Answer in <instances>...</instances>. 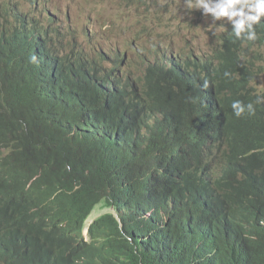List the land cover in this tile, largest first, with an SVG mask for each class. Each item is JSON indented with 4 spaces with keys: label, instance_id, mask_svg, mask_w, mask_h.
Wrapping results in <instances>:
<instances>
[{
    "label": "trees",
    "instance_id": "obj_1",
    "mask_svg": "<svg viewBox=\"0 0 264 264\" xmlns=\"http://www.w3.org/2000/svg\"><path fill=\"white\" fill-rule=\"evenodd\" d=\"M7 10L0 8V13ZM1 23L0 190L7 198L0 200V264L228 261L213 253L222 246L217 241L224 237V216L214 214L199 225L187 224L184 210L167 209L161 202L154 213L150 178L152 165L171 141L190 133L187 123L210 122L212 114L222 121L220 148L244 144L243 151L251 146L264 151V103L255 104L264 91L249 89V96L240 99L245 104L254 100L255 115L237 118L225 102H215L212 92L208 96L207 85L206 104L201 103L207 76L213 78L215 92H224L226 99L229 95L225 73L235 65L227 42L218 47L216 61L188 55L196 71L186 76L176 72L178 67L174 71L151 65L146 70L148 90L139 91V102L129 116H122L113 102L92 89L89 74L92 68L99 69L97 62L74 52L72 60L67 55L50 60L55 51L47 48L48 35L37 24L25 18L20 26ZM256 29L264 44V24ZM256 58L262 60L261 55ZM257 68L258 72L248 66L260 77L264 67ZM240 72L246 76L239 85L246 88L248 74L245 69ZM209 99L216 105L211 113ZM234 99L239 100L237 94ZM101 203L115 212L95 219L85 235L83 226ZM243 264H264V235L261 247L249 252Z\"/></svg>",
    "mask_w": 264,
    "mask_h": 264
},
{
    "label": "clouds",
    "instance_id": "obj_2",
    "mask_svg": "<svg viewBox=\"0 0 264 264\" xmlns=\"http://www.w3.org/2000/svg\"><path fill=\"white\" fill-rule=\"evenodd\" d=\"M122 1L120 15L122 19L125 17L124 21L130 22V26L124 30L127 37L120 40L115 39L113 35L119 29L117 24V21L121 20L119 14L116 16L100 15L97 18L92 15L86 16L87 20L80 23L82 31L79 32L64 25L57 13L53 11V7L45 6L48 0H3L0 8H8L4 14H1L9 21L7 25L20 26L25 18L28 23L37 24L48 35L47 48L50 49L53 46L55 51L50 55V60L52 57V59L55 57L63 59L66 55L72 60L71 54L74 52L75 56L79 55L85 61L97 62L99 69H91L89 82L91 85L96 84L95 90L117 106L120 115L129 116L132 107L139 102L136 94L139 91L145 92L149 88L146 70L151 65H157L164 70H174V60L179 57L177 64L180 70L174 71L186 76L194 73L195 70L185 50L174 49L171 44L163 48L149 46L142 42L141 31L150 29L144 21L151 15L152 18L155 17L152 7L155 0ZM184 3L188 11L202 10L205 16L211 17L213 24L215 21L226 19L232 25L231 31L237 39L244 41L257 39L256 26L264 18V0H184ZM0 21L4 24L3 19ZM99 26L100 34L98 33ZM175 29L177 28L172 27L169 32L174 33ZM259 44L248 43L247 45L250 49L256 48ZM218 47H213L212 52L207 53L208 55L206 54L203 59L211 58L212 61H216ZM108 48H113L116 52H110ZM124 57L127 58L123 62ZM63 62L65 65L68 64L66 59ZM124 63L126 65L122 68ZM216 64L218 62H215ZM246 73L249 78L248 88H242L239 85V80L246 76L242 73L234 75L226 84V93H228V87H234L239 98L231 104L233 114L237 118L245 114L255 115L256 110L252 102L245 104L240 101L249 96V89L259 93L264 91V89H259L258 76L252 75L249 70ZM228 75L230 74L226 72L225 76ZM123 77L124 79L121 80ZM1 82L0 79V84ZM204 85H207L208 96L211 92L214 94L215 102L226 101L224 92L219 95L217 91L215 92V86L211 89L210 85L205 82L201 90L203 106H205L203 102ZM209 101L212 104L213 101L210 99ZM261 103H264V97L257 96L255 104ZM214 106L216 105L212 104V107L207 108V110L211 108L210 111L208 110L209 113L213 111ZM156 116H161V114L157 113ZM179 117L181 118V114ZM187 125L190 133L184 138L173 139L150 169L155 195L152 202L154 213L157 202H161L167 209L172 210L176 207L184 210L187 224L199 225L202 220L214 214H221L229 218L230 222H234L231 217L233 211L236 210L238 216L235 218L245 220L248 215H251L257 221L256 233L264 235V215L262 213L264 187L254 188L243 177L238 165H232L233 163L224 159L230 157L229 153L232 148L229 149L228 146L223 147L222 145L221 148L219 147L217 138L221 134L220 119L212 114L210 122L197 119ZM211 134L214 140L211 139ZM206 137L207 140H205ZM239 148L243 150L244 144ZM262 166L264 167V161H262ZM6 198L7 196L0 190V200ZM17 211L20 212L19 216L22 218V207L18 206ZM34 211L36 207L32 208L30 213ZM92 213L83 226L85 235H87L90 224L101 216L89 222L86 228ZM162 214L165 218L168 216L164 211Z\"/></svg>",
    "mask_w": 264,
    "mask_h": 264
},
{
    "label": "bare ground",
    "instance_id": "obj_3",
    "mask_svg": "<svg viewBox=\"0 0 264 264\" xmlns=\"http://www.w3.org/2000/svg\"><path fill=\"white\" fill-rule=\"evenodd\" d=\"M162 4H163V0L161 1L158 14L161 13V5ZM67 6H68V4H67ZM196 10H197L198 15H195L194 16L195 18L202 19L204 21L207 18H211L210 16H205L203 14L202 10H199V9H196ZM138 13L140 14L141 12H138ZM124 18L125 17H123V19ZM188 20L189 19L185 20L183 23H181L179 25H174L172 23L170 25L171 27L177 28V35H179V37L181 39H183L187 36H188L187 37L188 39H193L198 35L197 31L195 32V30H197V28H194V26L191 27L194 19L193 20L191 19L190 22H188ZM218 23L224 24L220 21ZM263 24H264V18H262L260 25H263ZM158 26H159V22L156 21L152 27V29H154V32ZM198 29H200V26H198ZM231 30H232V25L230 23H227V24H224L223 26L220 25L219 29L216 31V33L214 35H212L211 33L209 34L208 30H206V31L203 30L202 33H201V31H199L201 33V39L200 40H193V41L190 40L189 41L191 46L192 45H198L201 50L206 48L208 51H209V48L218 47L226 41L227 43L226 42L225 43L227 44L228 49H229L227 51H229V52L231 51V54H228V57H229V59H231V61H233V66L235 65V67H232L231 71H229V74H230L229 80H231L234 75L240 74L241 69H245V71L249 70L248 66H252L257 72L259 71V68H257V66L260 65V66L264 67V58L262 60H258L256 58L258 55H264V45L261 46V44H259V43H262L263 40L258 41V37L255 41H244L241 39H237ZM202 34H208V37H204ZM263 35H264V33H263ZM218 40H222V42H219ZM199 41H203L204 44H199ZM248 43H250V44L251 43L252 44L258 43L259 45L256 48H250L249 49L248 48L249 45H247ZM108 49L113 50V48H108ZM242 50H244V52H242ZM208 51H206V52H204V54L200 55V53L199 54L195 53V48H193V51L187 53V56L189 55L193 59H195V57H196L197 59L202 60L204 58V56H206ZM238 53H241V54L238 55ZM236 58H239V61ZM244 58H248L249 62H244L243 61ZM179 59H180L179 57L175 58L174 68L178 67L180 69L179 64H177ZM259 61H261V62H259ZM49 63H51V62H49ZM191 63L193 65V69L196 71V66L194 65V63L192 61H191ZM246 63H249V64H246ZM56 67H57V64H55V66H54L55 74L57 73ZM249 71H251V70H249ZM251 73H252V75H254L253 71H251ZM205 76H207V75H204V74L201 75V77H203L204 79H205ZM221 81L222 82L220 84L225 82V79L221 80ZM207 82L210 85V87H211V85H212V87L215 86L214 85L215 82L213 81V78L211 80L207 76ZM218 84L219 83H217V85ZM204 86H206V85H204ZM246 87H247V85H246ZM96 88H97V85L92 84V89H96ZM205 88L203 90H205ZM194 92L198 96V92H196L195 90H194ZM228 93H229V95L225 101V105L231 108L229 103L232 104V102L236 100V99H234V94H236L235 88L234 87H228ZM232 94H233V97H232ZM48 97H49V95H48ZM205 97H206V95H205ZM248 101L254 102V100L252 98H249ZM204 104H206V102H204ZM207 105L209 106L208 103H207ZM205 139H207V137ZM211 139H214L213 134H211ZM238 141H243V139L239 138ZM229 154H230V157L224 158V159H227L226 161H230L229 163H233L232 165H238L240 167L242 173H243L242 174L243 177H245V179L247 181H249L254 188L260 189V188L264 187V167L262 166V161H264V158L260 159L261 163L257 162V160L261 156H264L263 150L258 149L254 146H251L246 151H243L238 147V145H234L232 147V149L230 150ZM262 195H264V193ZM262 211H263L262 213L264 215V208ZM236 216H238V212L235 210V211H233L232 217H231L234 222H230L229 218L224 217V221L226 223V229L224 231V237L220 238L218 241L215 240L218 243H220L222 246L220 247V249L215 248L213 253L216 254L217 258L226 257L228 259V261L224 262V264H243L244 260L246 259L247 254L249 252L257 251L258 247H261V241H262L263 235L256 233L257 221L251 215H248L245 220H243V219L240 220L238 218H235ZM117 219L119 221H121L120 217H117ZM240 257H242L244 260L239 261L238 258H240Z\"/></svg>",
    "mask_w": 264,
    "mask_h": 264
},
{
    "label": "rangeland",
    "instance_id": "obj_4",
    "mask_svg": "<svg viewBox=\"0 0 264 264\" xmlns=\"http://www.w3.org/2000/svg\"><path fill=\"white\" fill-rule=\"evenodd\" d=\"M162 0H155L153 3V9L155 17H149V19L145 20L144 22L148 24L150 29L142 30L141 31V40L144 43H147L149 46H160V47H167L169 44L174 49H181L185 50L186 52L193 51L195 48V53L202 55L204 52L208 51L206 48L201 50L198 45L190 44V40H200L201 33L203 30H208L209 34L211 33L214 35L216 31L219 29L220 23L219 21L227 24L229 23L226 19L213 21L211 18H207L205 21L202 19L195 18L197 14V10L188 11L185 7L184 0H163V4L161 5V13L158 14L160 4ZM3 0H0V5ZM49 3V4H48ZM123 1L122 0H48L45 6L53 7V11L57 13L58 18H60L61 22L64 25L70 26L72 30H78L79 32L82 31L81 29V22L86 21V16L92 15L94 18L101 16H116L117 14L120 15V9ZM68 4V6H67ZM67 7V8H66ZM40 12V11H39ZM3 19L4 24H9V21L6 19L4 15L0 13V20ZM188 22L193 21L191 27L197 28L198 35L193 39H188L187 37L181 39L179 35H177V29H175L174 33H170L171 30V23L174 25H179L183 23L185 20ZM158 21L159 26L157 29H152L153 24ZM119 29L113 33L115 39H121L123 37H127V34L124 33V30L130 26L129 21H124L121 17V20L117 21ZM196 23V24H195ZM197 25V26H196ZM200 26V29H198ZM201 31V33L199 32ZM100 26L98 28V33L100 34ZM200 33V34H199ZM204 37H208V34H202ZM190 37V36H189ZM171 41V42H170ZM220 42V40H218ZM199 44H204L203 41H199ZM110 52H116L115 49H107ZM213 48H209L208 54L212 52ZM207 54V55H208ZM127 57H124L122 61H126ZM261 58H264V55H261ZM138 65V62L135 61ZM126 65L124 63L122 68ZM259 89H264V72L258 77ZM210 111V108L208 109ZM107 212H115L113 208H107L103 203L99 204L93 211L92 216L88 219L86 228L92 220L97 218L98 216L107 213Z\"/></svg>",
    "mask_w": 264,
    "mask_h": 264
},
{
    "label": "water",
    "instance_id": "obj_5",
    "mask_svg": "<svg viewBox=\"0 0 264 264\" xmlns=\"http://www.w3.org/2000/svg\"><path fill=\"white\" fill-rule=\"evenodd\" d=\"M211 109V108H210Z\"/></svg>",
    "mask_w": 264,
    "mask_h": 264
}]
</instances>
